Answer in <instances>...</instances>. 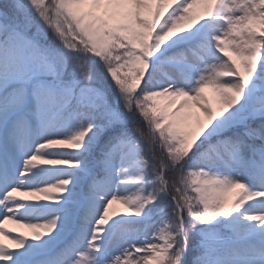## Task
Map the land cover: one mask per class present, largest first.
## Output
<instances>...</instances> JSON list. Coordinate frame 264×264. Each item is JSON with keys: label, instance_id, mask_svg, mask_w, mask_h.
<instances>
[{"label": "snow or ice", "instance_id": "6c2138e0", "mask_svg": "<svg viewBox=\"0 0 264 264\" xmlns=\"http://www.w3.org/2000/svg\"><path fill=\"white\" fill-rule=\"evenodd\" d=\"M0 264H264V0H0Z\"/></svg>", "mask_w": 264, "mask_h": 264}, {"label": "rangeland", "instance_id": "374dc122", "mask_svg": "<svg viewBox=\"0 0 264 264\" xmlns=\"http://www.w3.org/2000/svg\"><path fill=\"white\" fill-rule=\"evenodd\" d=\"M205 94L209 97V99H213L214 98V93L212 92L211 89H206L205 90ZM164 102L165 101H163V100H158L157 101L158 104H163ZM235 191L236 190H233V193H229L228 196L231 197L234 194ZM113 208L116 209V210H113ZM110 211H112L113 213H124V212L127 211V209H125L121 204L115 203V204L112 205V208H111ZM12 225L13 224H11V226ZM9 230H11L13 235L22 234L24 236H29V237L32 235V230H29V229L23 228V227H19V226L15 225V224L13 225V227H10ZM5 243L7 244L8 241H5ZM9 247L12 248V247H14V245L9 244Z\"/></svg>", "mask_w": 264, "mask_h": 264}, {"label": "bare ground", "instance_id": "6f19581e", "mask_svg": "<svg viewBox=\"0 0 264 264\" xmlns=\"http://www.w3.org/2000/svg\"><path fill=\"white\" fill-rule=\"evenodd\" d=\"M113 210H116V209L113 208ZM13 225H14V224H13ZM13 225L11 226L10 223H6V224L4 225V227H5L6 230H9L10 227H13ZM5 241H7V240H5ZM5 241H4V242H5Z\"/></svg>", "mask_w": 264, "mask_h": 264}]
</instances>
